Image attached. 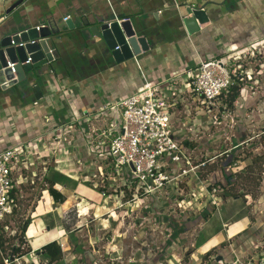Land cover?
Here are the masks:
<instances>
[{"label":"crops","instance_id":"crops-1","mask_svg":"<svg viewBox=\"0 0 264 264\" xmlns=\"http://www.w3.org/2000/svg\"><path fill=\"white\" fill-rule=\"evenodd\" d=\"M15 1L0 0V36L41 24L58 26L60 36L54 41L59 58L52 65L32 69L24 81L0 91V151L7 146L25 144L26 148L34 144L39 154L31 155L32 163L50 161L44 166V178L53 180L54 187L64 195V200L57 202L46 189L42 190V197L45 191L49 197L45 200L41 197L44 204L38 199L28 212L30 223L23 246L30 250L21 257L26 264H66L78 257L82 259L81 264H90L88 258L95 251L91 253L85 247V240L79 239L82 232L90 240H96L99 234H92L82 222L87 213L95 218L103 216L108 207L115 206L110 204L109 196L119 197L114 189L110 195L103 196L101 184H110L113 170L106 157L97 154L86 140L90 132H99L112 122L115 110H100L132 94L146 82L175 78L200 60L217 57L227 46L236 48L257 40L264 43V0H23L7 12ZM193 5L204 6L208 20L187 26L184 18L191 16L187 9ZM67 15L70 26L65 24ZM125 17L130 18L138 34L146 35L150 47L117 62L98 26L104 20ZM185 77L184 74L176 77L171 85L179 98L170 111L174 137L190 149L199 144L194 143L198 140L193 133L198 135V128L206 122L199 120L201 111L196 104L200 101L192 96ZM247 78L251 79L250 74ZM249 88L242 87L240 94H254L253 86ZM226 112L224 117L229 116L224 120L234 118L230 111L226 109ZM214 113L212 116L217 120ZM194 122L198 127H194ZM235 124L233 132L232 124L223 129L219 146H228L220 147L218 153V146L211 143L216 141V134L207 139L208 147L216 149L207 158V175L200 170L182 175L176 184L146 197L140 195L139 200L129 204L132 213L141 209L137 218L143 219L138 220L142 227L153 219L149 218L150 213H158L156 217L164 230L156 237L160 243L153 264H213L216 258L230 260L239 256L257 260L264 254V162L256 167L261 169L258 175L262 174L259 185H236L231 190L221 187L217 204L212 203L206 192L214 182L224 185L229 175L246 173L252 157L242 158V154L234 160L235 156L251 148H254L253 154L264 152V120L255 136L238 141H234L238 133V124ZM188 128L193 131L188 132ZM167 162L166 169H172V173L179 172L183 166L182 162L178 165ZM29 169L24 170L23 182L16 184L17 189L35 176V169L32 168V176ZM230 191L237 195H229ZM18 196L21 198L22 194ZM130 196L128 193L127 198ZM39 205L40 213L35 214ZM16 207L18 211V198ZM65 213L67 218L64 216L58 222ZM31 224L39 230L34 236L28 235ZM99 224L103 225L100 219ZM13 230L9 224L7 233L15 237L18 231ZM125 232L118 229L112 234L114 240L117 238L116 245L127 239L133 241ZM51 241L60 244L62 258L48 263L41 255V248Z\"/></svg>","mask_w":264,"mask_h":264},{"label":"built area","instance_id":"built-area-1","mask_svg":"<svg viewBox=\"0 0 264 264\" xmlns=\"http://www.w3.org/2000/svg\"><path fill=\"white\" fill-rule=\"evenodd\" d=\"M68 18L67 15L64 20ZM41 26L44 24L37 25L36 29L39 31ZM20 33L21 31L13 35L19 36ZM29 42L33 43L35 40L31 39ZM11 43L23 46L26 42L16 43L12 39ZM255 45L257 42L251 43L247 51L244 50L245 47L240 48L238 57L241 58L248 51L252 54L254 50L258 52ZM227 49L229 51L230 47ZM229 59L222 55L200 60L195 67L184 71L192 96L212 113L215 109L219 111L225 108L222 113L227 114V105L223 102L222 96L232 84V72L236 70L232 71L230 68L232 63ZM30 60L29 57L24 63ZM14 64L15 62L9 63V66L13 67ZM178 76L181 75L177 74L175 78ZM175 78L157 83L146 82L132 94L102 108L100 111L110 108L115 110L111 124L99 132L93 130L86 138L96 153L104 155L110 162L113 170L111 179L113 184L110 185L115 186L114 190L117 191L122 204L139 200L140 195L146 197L170 184H176L182 175L196 173L207 165L208 160L200 162L193 160L191 150L186 149V146L173 135L170 109L179 98L171 86ZM187 131L193 130L188 128ZM31 158L32 156L26 152L25 144L10 146L0 151V233L8 231L7 220L14 215L17 198L11 197V192L17 184L16 176L19 175L20 168H26ZM167 161L177 165L182 162L183 166L179 172L172 173V169L171 171L166 169ZM125 168H129L133 181L128 179ZM206 189L209 199L213 204H217L219 188L212 185ZM101 192L103 196L111 193L104 187ZM128 193L131 195L130 198H127ZM1 264L26 263L22 257L11 254L6 255ZM213 264H264V254L257 260L243 259L239 256H234L230 260L216 258Z\"/></svg>","mask_w":264,"mask_h":264},{"label":"rangeland","instance_id":"rangeland-1","mask_svg":"<svg viewBox=\"0 0 264 264\" xmlns=\"http://www.w3.org/2000/svg\"><path fill=\"white\" fill-rule=\"evenodd\" d=\"M260 41L261 40L259 41L257 40V45H255V47L259 49V52L254 50V54H252L248 51L247 53H244V55H242L241 58L238 57L240 48L243 49L245 47L244 50L247 51V48L250 46L251 43H247L243 46H239L236 48H230L229 51L227 49V47L229 46L225 48V51L223 52L224 54L223 56H227L228 58H230L229 62L232 63V65H230L232 71L238 69L241 74L245 75V81H243L242 87L247 86L249 88V86L252 85L253 89L251 91H254L255 93L254 94L249 93L250 95H252L250 97V95H247L245 92H242V94L239 95L237 102H235L237 106H235L234 104L235 106V108L233 107L234 109L227 107L228 112L230 111L231 115L233 116L235 115L234 118L229 117L230 119L228 121L224 120L226 118L223 117L224 113H222V110L219 111L217 109L214 110L215 112L214 114L217 117V120H215V118L212 116L210 109L206 108L204 104H200V103L196 104V107H198V111H201L199 120L200 121L203 120L206 122V124L203 127L201 126L198 128V130L200 131L198 135L193 133V135L198 140V141H194V143L195 142H197L195 144L199 143L197 147L194 146L190 148L192 149L191 151L192 158L196 159L197 160V161L195 160L196 162L207 160L209 156L213 155L216 152L218 153L221 148H226L228 146V145L224 147L219 146V144L222 142V138L224 137L223 129L227 128V124L229 125L232 124V127H230L232 132L234 129L233 126L235 124V121H236L235 125L238 124V133L236 134V139L234 140V141H238L242 137L250 138L252 136H255L257 132L256 131L257 127L264 120V43H261ZM183 74L186 73L184 72ZM247 74H250L251 79L247 78ZM184 81L185 83L187 82V77H185ZM194 125H195L194 127H198L197 122H194ZM241 127H243V132L241 131ZM172 131H173V127H172ZM212 134L213 136H211ZM214 134H216V141L212 140L211 143L214 142L215 146H218L217 147L218 150L216 152H214V150L216 149H212V147L210 148L208 147L210 143L207 140V139L210 140L211 137L214 138ZM230 135H232V133H230ZM262 138H263L262 147L264 149V136H262ZM199 141H201V143ZM213 148L215 147L213 146ZM252 150H254V148L253 149L251 148V150H247L245 153L247 155L253 154L254 151ZM26 152L28 155H33V156L39 154V150L34 147V144H29L28 146H26ZM48 157H51V154H49ZM32 158L28 160V162L30 163L27 164L26 168H20L19 175L16 176L17 183L19 184L20 181L23 182V178H24L23 174L25 169L28 170L29 168H31L29 169L31 171L30 173L31 176H32V170L35 169L33 171H36L35 176L29 179L30 181L28 183H23V185H21L17 189L16 198H18L20 209H18L17 211L16 210L17 207H15L16 212L11 217V219H9L10 227L15 229L16 231L20 230V225L23 223L24 219L29 216L28 212L32 210L34 206H36L37 200L41 199L40 204H44L45 202H43V199L45 200L49 197L47 196L46 191H45V196L42 197L43 195L42 185H44L45 183L44 174H43L45 169L44 166L47 167L50 161L47 163L46 162L43 163L41 161V163H39L35 160L36 165H34L32 163V160L34 158L33 159ZM242 158H246V157L243 156ZM206 169H207V165L203 166L202 169H200L201 173L207 175L208 173ZM125 171L129 175L128 179L133 181L134 179L129 173V168H125ZM31 181L34 182L32 183ZM245 181L246 180L243 177L238 178V180L235 182L236 183L235 188L236 185L244 186ZM246 183L249 186H253L247 181ZM110 184H113L112 180ZM110 184H107L105 182L101 185L102 188L103 187L106 188L107 192L112 193L114 192L113 189L115 188V186L111 187ZM243 188L247 189V187H243ZM20 189H22L21 192L19 191ZM257 190L258 189H256L255 191L257 192ZM20 194H22L21 198L18 196ZM109 198L111 200L110 204L112 203L113 205L115 204L114 207L113 206L108 207L109 209L104 211V215L101 217L95 218L93 214L87 213L85 220L82 222V224L85 225V227L87 228L89 227L91 229L92 234H99L97 235L96 240H90L89 237H87L86 234H83L82 232L81 233L82 237H80L79 239L80 241L85 240V243L87 244L85 245V247L90 248L91 253L95 251V255L92 254L88 258L90 260V264H153V258H154L153 256L158 249L157 244L160 243L156 239V237L157 235H161L162 233L161 231L164 230L162 225L159 224L160 222L156 217L158 216V213H154V212L150 213L149 218H153V219L151 220L150 224L148 223L145 225V227H142V223L139 222L138 220L142 221L143 219H139V217L137 218L138 213L141 211V209H139L137 212L135 210L134 213H132L130 207H128L130 203H133L135 201L122 204L119 201L118 196H109ZM46 203L48 202L46 201ZM40 210H41V205H39L38 209L35 211V214H39ZM83 212H85V210H83ZM60 213L62 214V212ZM79 213L77 212V214ZM131 213L133 215H131ZM64 216L65 218H67V214L65 213L62 217H59L60 220L58 222H61V220L63 221ZM110 216L112 217V219H109ZM99 219L100 222L103 223V225L99 224ZM104 219L107 221H104ZM71 221H73V219ZM58 222H55V224ZM75 224L72 225V228H75ZM102 226L104 228H102ZM118 229L119 232L126 231L125 235H127L128 237L130 234V237L132 238L133 241H131V239H127L124 240V242H120L118 243V245H116L117 238L114 240V238H112V234L118 231ZM15 230H13L14 233H16ZM38 231H39L38 227L34 224H31L28 229V235L34 236L35 234L38 233ZM9 234H10L9 232L0 233V241L4 240L5 251H8L13 243L16 244L18 243V241H15L16 238ZM101 250L103 251V253ZM2 253H3V249L0 246V260L2 257ZM147 253L150 255L149 257L146 255ZM72 260H69L68 262H66V264H71V263L73 264L74 262L76 263L77 261L78 264H81L80 261L82 259L79 260L78 257L75 258V260H73L74 262H72ZM24 263L26 262L24 261Z\"/></svg>","mask_w":264,"mask_h":264},{"label":"water","instance_id":"water-1","mask_svg":"<svg viewBox=\"0 0 264 264\" xmlns=\"http://www.w3.org/2000/svg\"><path fill=\"white\" fill-rule=\"evenodd\" d=\"M22 2L23 0H16L7 8V12ZM203 7L193 5L192 9L190 7L187 9V12L191 14L184 18L187 26H190L192 22L203 23L208 20ZM65 24L71 25L70 20H65ZM98 29L117 62L138 55L150 47L146 35L137 33L130 18L104 20L99 24ZM58 36H60L59 27L54 28L52 25L41 26L39 31L36 27H30L22 30L19 36L12 34L0 36V91L24 81L27 73L32 69L52 65L59 58L54 41ZM12 39L16 43L19 41L26 43L23 46L14 45L11 43ZM31 39L35 42H29ZM29 57L30 62L24 63ZM14 62L13 67L9 66V63Z\"/></svg>","mask_w":264,"mask_h":264},{"label":"trees","instance_id":"trees-1","mask_svg":"<svg viewBox=\"0 0 264 264\" xmlns=\"http://www.w3.org/2000/svg\"><path fill=\"white\" fill-rule=\"evenodd\" d=\"M222 55H224L223 52L217 57H221ZM243 81H245V75L241 74L238 69H236L235 72H232V84H230L227 91L222 96L223 102L227 105V107H230V108L234 107V104L240 95V91L243 86ZM242 154L243 156L247 155L245 152H242L238 154L237 156H235L234 160H236L238 157L241 158ZM247 156L252 157V164L248 166L245 174L236 173L234 176L233 174H231L227 178H225L226 183L224 185H222V183L214 182L210 184V187L212 185H216L220 190H221V187L226 188V190H231L232 187H235V184H236L235 182L240 177H243L248 183H250L253 186L259 185L262 174L258 175L257 172L260 171L261 169L260 168L258 169L256 167L258 163L260 165V163L264 162V152L263 153L261 152L260 154L259 153L249 154ZM231 176H233V178ZM44 179H45V183L44 185H42V190L46 189L57 202H62L64 200V195L57 188L54 187L55 182L51 179H47V178H44ZM246 181H245V184L247 185ZM228 193L231 196L237 195V192L235 191H230ZM16 194H17V188L13 187L12 192H11V197L15 198ZM222 194L225 195V191H222ZM16 210L14 211V213L16 212ZM29 223H30V218L27 217L23 221V223L20 225V230L17 232L15 236L16 239L19 240L18 244L13 243L11 248L8 251H5L4 240L0 241V246L3 249V254L1 258L2 260L6 255H11V254L13 256L21 257L30 250V249H25V247L23 246L25 243V240H24L25 231ZM41 249H42L41 255H44L46 257V259L48 260V263L58 261L62 258L61 246L57 241H51L45 244ZM2 260H0V263H2Z\"/></svg>","mask_w":264,"mask_h":264}]
</instances>
